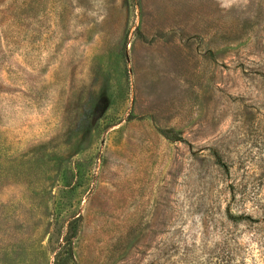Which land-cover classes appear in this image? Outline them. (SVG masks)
<instances>
[{
    "label": "rangeland",
    "instance_id": "1",
    "mask_svg": "<svg viewBox=\"0 0 264 264\" xmlns=\"http://www.w3.org/2000/svg\"><path fill=\"white\" fill-rule=\"evenodd\" d=\"M0 264H264V0H0Z\"/></svg>",
    "mask_w": 264,
    "mask_h": 264
},
{
    "label": "trees",
    "instance_id": "2",
    "mask_svg": "<svg viewBox=\"0 0 264 264\" xmlns=\"http://www.w3.org/2000/svg\"><path fill=\"white\" fill-rule=\"evenodd\" d=\"M177 140H182L181 138H177Z\"/></svg>",
    "mask_w": 264,
    "mask_h": 264
}]
</instances>
